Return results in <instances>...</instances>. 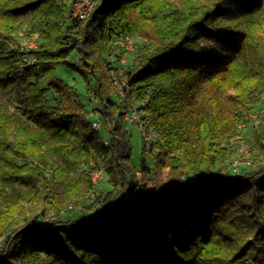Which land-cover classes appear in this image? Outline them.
<instances>
[{
  "label": "trees",
  "instance_id": "obj_1",
  "mask_svg": "<svg viewBox=\"0 0 264 264\" xmlns=\"http://www.w3.org/2000/svg\"><path fill=\"white\" fill-rule=\"evenodd\" d=\"M69 2L0 0V264H264V167L215 168L261 106L264 0H97L81 22ZM19 31L37 35L33 64L21 61ZM135 35L142 43L119 74L118 60H108L114 41ZM202 41L219 43L212 64L167 63L173 54L198 57ZM62 66L84 78L91 111L57 76ZM112 76L126 79L123 96ZM134 103L157 136L152 168L145 158L132 163L121 117ZM248 133L264 157V122ZM93 166L103 167L110 190L91 182ZM138 172L166 178L150 199L127 206ZM189 173L195 185L183 184ZM88 195L92 216L63 220V208ZM50 212L55 218L44 220Z\"/></svg>",
  "mask_w": 264,
  "mask_h": 264
},
{
  "label": "rangeland",
  "instance_id": "obj_2",
  "mask_svg": "<svg viewBox=\"0 0 264 264\" xmlns=\"http://www.w3.org/2000/svg\"><path fill=\"white\" fill-rule=\"evenodd\" d=\"M70 2L69 4H71ZM28 38L30 37H27L26 39ZM129 38L134 41V47H137L142 43V39L138 35H135ZM201 47H202V52L198 57L196 56L189 57V56H184L180 54H173L169 56L166 59V61L170 65H175V64L191 65L197 68L203 67L204 64L205 65L212 64L214 59H216V57H218L219 55V52H220L219 43L215 41H202ZM17 49L20 50V45L17 47ZM122 50L123 49L119 48L117 45L114 44L113 50L111 51V56L108 59L110 60V62L112 61L115 62V60H118L116 63L114 62L113 63H114V66L119 67L118 69L119 74L124 73V71L127 68H129L134 58L133 51L129 52L126 50H123V51ZM68 62L69 64H71L72 62L73 63L76 62L75 51H73L70 54L68 58ZM56 74L65 84L70 86L73 89V91L80 97L82 104L85 105V108L88 111H91V107L88 105L87 102H85V99H84L89 94V90L84 82V78L78 72H75L63 66L58 68ZM111 74L112 73H110V75ZM110 80L113 86L115 87L116 91L119 89V86H121L122 82L124 81V79L122 81H119L116 76H112ZM47 99H48L49 106L51 108L54 107L57 101L54 93L52 92L48 93ZM261 101H262V98H261ZM98 104H99L98 102H95L96 107L99 106ZM134 105H135L134 107L139 106L138 103H134ZM259 107L260 106H258L256 109L248 113V115L246 116V119H247L246 122L243 121L238 125L237 127L238 135L235 138L231 139L230 142L226 145L229 151V154L227 155L225 160L218 162L216 164V167H215L216 169H220L221 172L227 171L226 168L227 167L230 168L231 166L233 167L234 162L238 159H240V161L242 162L237 172L239 174L247 173V172H254V171H257L259 168L263 167L261 166L262 165L261 163L264 162V157L261 156L260 149H255L251 146V143L249 141L251 137L249 136V133H248L249 130L251 131V128L255 129L260 124V122L257 123L251 117L252 114L257 112ZM90 121H92V123L94 122L100 123V116H96V115L92 116L90 117ZM129 133H130V141H131V147H132V150H131L132 163L138 168L140 160L142 158H145L148 166L152 168L154 164L153 155L156 153L155 149L152 152H148L150 147L146 145L147 151H146V154L143 155V138H142L141 132L138 129H132L129 131ZM190 173H193V172H190ZM190 173L186 176L187 178L184 179L183 181L184 185L185 184L195 185L198 182L199 180L198 176L197 175L192 176ZM190 175L192 178H189ZM234 175H237V174H234ZM165 178H166L165 172H163L160 176H157V177L153 174V172L150 173L146 177H142V175L138 172L136 174V181L138 183V186L136 189L143 191L144 200L150 199L155 191L154 186L156 185V183H158L157 179H161V181H163ZM97 186L100 187L101 192L110 190L111 187L109 183L107 182V175L104 174L103 180H101L97 184ZM119 188L120 187H118V189ZM92 199L93 197H91V195L73 199L70 203H68L63 208V211H65L63 220H71V221L79 222V221H85L86 219L91 217L93 214V209L87 208V205H89L92 202L91 201ZM93 208L94 209L97 208V203H94ZM80 209H83L84 214L79 215L78 213L73 212L74 210H80ZM37 212L40 213V211H37ZM54 215H56L54 212H50V214L48 213V214L42 215V217L44 220H47V219L51 220L55 218ZM48 225L49 224L45 222H38L37 228L42 229V228L47 227Z\"/></svg>",
  "mask_w": 264,
  "mask_h": 264
},
{
  "label": "built area",
  "instance_id": "obj_3",
  "mask_svg": "<svg viewBox=\"0 0 264 264\" xmlns=\"http://www.w3.org/2000/svg\"><path fill=\"white\" fill-rule=\"evenodd\" d=\"M70 17L76 22H81L85 20L91 13L93 7L96 5L97 0H70ZM18 44L20 45V53H21V61L26 64H33L35 63V58L30 55V52L36 48L37 46V35H33L32 37L26 39L22 32L17 33ZM114 44L117 45L119 48L126 50V51H133L134 50V41L129 37H120ZM128 83L126 79L122 82V85L119 86L117 90L120 96H123L125 91L128 90ZM94 114V112H93ZM254 121L257 123L264 122V96L262 97L261 106L257 110L256 113L252 114L251 116ZM117 121L116 117H112L106 121V126L109 128ZM121 123L123 124V128L129 132L132 129H138L141 132L143 140L146 142V145L151 148V144L157 141L156 134L146 127V125L140 120L138 111L136 107L132 108L131 110L127 111L121 117ZM92 127L95 130L100 129L101 124L94 122L92 123ZM107 144V140H105ZM149 148V149H150ZM242 162L240 159L234 162L233 167L231 166L230 169L233 174H238V170L241 166ZM264 167V162L261 163ZM90 180L93 184L97 185L101 180L104 178V169L102 166H93L88 171ZM121 190V187L119 188ZM137 199L139 201H144V193L142 190H135L132 193H129L125 196L124 201L126 205H128L131 199ZM99 206V204H97Z\"/></svg>",
  "mask_w": 264,
  "mask_h": 264
}]
</instances>
